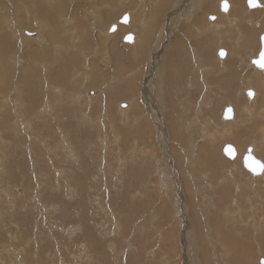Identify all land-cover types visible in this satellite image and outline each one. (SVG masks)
<instances>
[{
	"label": "rangeland",
	"instance_id": "obj_1",
	"mask_svg": "<svg viewBox=\"0 0 264 264\" xmlns=\"http://www.w3.org/2000/svg\"><path fill=\"white\" fill-rule=\"evenodd\" d=\"M17 1L26 5L23 14L14 10ZM28 1L0 0V264H261L264 174L249 173L242 156L254 143L253 155L264 162V68L249 65L264 33V20L255 15L264 0L255 8L246 0H227L229 17L243 12L235 27L226 23L218 0L197 2L192 13L185 5L192 15L173 19L177 38L163 48L158 77L153 53L168 38L159 28L184 0ZM124 13L135 17L129 25L118 21ZM211 15L222 22L220 30L207 25ZM112 24L116 30L109 31ZM128 32L137 46L122 42ZM217 47L226 51L222 62ZM242 88L257 96L238 95ZM203 93L195 127H204L200 133L206 135L183 142L191 134L177 119L188 122ZM126 100L138 115L119 109ZM226 106L234 107L235 122L220 121ZM164 121L169 130L160 132ZM226 143L239 150L230 160L238 190L221 182L231 164L222 153ZM202 184L212 204L201 200Z\"/></svg>",
	"mask_w": 264,
	"mask_h": 264
},
{
	"label": "bare ground",
	"instance_id": "obj_2",
	"mask_svg": "<svg viewBox=\"0 0 264 264\" xmlns=\"http://www.w3.org/2000/svg\"><path fill=\"white\" fill-rule=\"evenodd\" d=\"M143 1V0H142ZM178 1V0H177ZM176 1V4L178 3ZM180 1V0H179ZM220 1L221 0H218V5H220ZM183 2V1H182ZM197 2H202V0H184V3H182V5L179 7L181 10L179 11V13L177 12L178 10L177 9H175V7L173 6V14L172 15H169L164 21H165V23H163L162 24V26L159 28L160 29V31H159V33L158 34H163V33H165L166 34V36H168V38L166 39V40H164L163 42H160L159 43V45H160V48L158 49L159 50V53H153V55L155 54L159 59H158V62L154 65L155 66V68L154 67H152V73L153 72H157V76H155V77H158V76H160V74H161V72H162V68H161V66H162V63L164 62V58H165V53H164V50H163V48H165V46H166V44L168 43H170V44H172V42L174 41V40H176V38H177V33H178V29H179V26L177 27H174L175 25H173V24H171L172 23V21H173V19L174 18H177V19H179V18H181V19H188V17H191V15H190V13H192V9H194L198 4H197ZM228 2V5H229V7H228V10L227 11H221L220 10V8H219V10L221 11V13H223V15H224V17H226V23L227 24H229V25H231L232 27H235L236 25H237V21L239 20V16H237V15H242L243 14V12H242V10L241 9H237V11H235V12H233V17H229V15H228V12H229V8L231 7V3L229 2V1H227ZM19 3L21 4V6H19ZM27 3H29V1L27 0ZM152 3V2H151ZM155 3V2H154ZM163 3H164V1H163ZM163 3H160V5L162 6V8H164L165 9V7H163ZM165 3H166V1H165ZM153 4V3H152ZM158 4V3H157ZM167 4V3H166ZM166 4H165V6H166ZM180 4V3H179ZM200 4V3H199ZM130 5V4H129ZM155 5V4H154ZM185 5H188V8H189V10H191V12L190 13H187V12H185V10H187L186 8L185 9H183V7L185 6ZM4 6V5H3ZM30 6V5H29ZM131 6V5H130ZM161 6H159V8H161ZM178 6V5H177ZM260 6V5H259ZM7 6L5 5L4 7H3V11L4 10H6L7 11V8H6ZM26 7V5L24 4V3H21V2H19V1H17L16 2V4H15V7H14V10H16V11H19V10H21V14H23V12H24V9H26L25 8ZM129 7V6H128ZM140 7V6H139ZM145 7V6H144ZM258 7V6H257ZM261 7V9H259L258 11H256L255 12V15H256V17L257 16H262V19L264 20V15H262V11L264 10V6H260ZM2 8V7H1ZM29 8V7H28ZM31 8V7H30ZM42 8V7H41ZM123 8V7H122ZM159 8H157L158 10H159ZM177 8V7H176ZM237 8V7H236ZM235 8V9H236ZM249 8V7H248ZM125 9V8H124ZM142 9V8H141ZM163 9V10H164ZM8 10H9V7H8ZM13 10V11H14ZM123 10V9H122ZM152 10V9H151ZM155 10V9H154ZM162 10V9H161ZM165 10H167V9H165ZM164 10V11H165ZM46 11V10H45ZM45 11H43L44 13H45ZM147 11H149L148 9H147ZM163 11V12H164ZM27 12H28V18L31 16V13L27 10ZM31 12H33V11H31ZM108 12V11H107ZM123 12V11H122ZM127 12V11H126ZM152 12V11H151ZM155 11H153V13H154ZM162 12V11H161ZM177 12V14H175ZM218 12V11H217ZM47 13V12H46ZM46 13H45V15H46ZM145 13V12H144ZM155 13H157V12H155ZM155 13H154V18L156 17L155 16ZM160 13V12H159ZM35 14V13H34ZM149 14H151V13H149ZM107 17L106 18H110V16H111V14H108V13H106L105 14ZM135 15H137V14H135ZM143 15V14H142ZM142 15H140V16H142ZM146 15V14H145ZM165 15V14H164ZM27 16V15H26ZM26 16H24V17H26ZM139 16V15H138ZM147 16H150V15H147ZM152 16V17H153ZM166 16V15H165ZM177 16V17H176ZM211 16H213V15H211ZM52 17V16H51ZM60 17V16H59ZM151 17V16H150ZM149 17V18H150ZM163 17V16H162ZM214 18L213 19H210V16H208V20L209 21H211V22H207V25L209 26H211L210 28H212V29H215V30H220L222 27H223V24H222V22L221 21H219V22H217V21H215V16H213ZM9 17H7V19H8ZM27 18V17H26ZM27 18V19H28ZM131 18L132 19H134L135 17H134V15L132 14V15H129V20H128V23H126V25H129V23L131 22ZM156 18H158V17H156ZM34 19V18H33ZM53 19V18H52ZM2 20V19H1ZM16 20V19H15ZM138 20V19H137ZM10 21L12 22V20L10 19ZM136 21V20H135ZM141 21V20H140ZM151 21V20H150ZM163 21V22H164ZM175 21V20H174ZM13 22L15 23L14 25H17L16 23H19L17 20L16 21H14V19H13ZM34 22L37 24V25H39L37 22H36V20L34 19ZM44 22V21H43ZM70 22V21H69ZM237 22V23H236ZM253 22V21H252ZM251 22V23H252ZM34 23V24H35ZM143 23H144V21H143ZM156 24V22H153V24ZM188 23V22H187ZM255 23L256 24H258L259 26L261 25V21L260 20H255ZM4 24H5V22H4ZM8 24V23H7ZM6 24V25H7ZM123 24V23H122ZM122 24H118L119 25V27H120V31L121 32H124V31H126V29H125V27H123V25ZM148 24V23H147ZM5 25V26H6ZM14 25H11L12 27H14ZM42 25V24H41ZM112 25H116V24H112ZM146 25V24H145ZM9 26V25H8ZM10 26V27H11ZM43 27H45L44 26V24H43ZM117 27V26H116ZM148 27V26H147ZM173 27V28H172ZM8 28V27H7ZM150 28V27H149ZM17 29V28H16ZM148 29V28H147ZM116 30V29H115ZM238 30V29H237ZM16 31V30H15ZM14 31V32H15ZM22 31V30H21ZM34 31H36V30H28V29H23V32H24V34H26V35H28V36H31V38H32V36H36L37 35V31L36 32H34ZM59 30H57V32H58ZM150 31H151V29H150ZM157 31V30H156ZM223 31L224 32H226L227 31V28H224L223 29ZM19 32V31H18ZM154 32V31H153ZM47 33H48V30H47ZM145 33V32H144ZM148 34V33H147ZM240 34V33H239ZM261 34V33H260ZM51 35V34H50ZM146 35V34H145ZM155 35V34H154ZM157 35V34H156ZM224 35V34H223ZM22 36V35H21ZM25 36V35H24ZM161 36V35H160ZM170 36V37H169ZM239 36H241V34L239 35ZM10 37H11V35H10ZM149 37V36H148ZM148 37H146V38H148ZM163 37V36H162ZM222 37V36H221ZM259 37H260V35H259ZM17 38H18V36H17ZM20 38V37H19ZM38 38H40L39 36H38ZM166 38V37H165ZM16 39V38H15ZM223 39H224V37H223ZM227 39L228 38H226V41H227ZM231 39V38H230ZM14 40V39H13ZM17 40V39H16ZM20 40V39H19ZM28 40V39H27ZM144 40V39H143ZM220 40V39H219ZM21 41H22V39H21ZM20 41V42H21ZM33 41V40H32ZM37 41H38V39H37ZM137 41H138V39L136 38V35L133 33V41L132 42H124L123 41V36H122V42L123 43H125V45H128V46H137L136 44H137ZM142 41V40H141ZM157 41V40H156ZM228 41H230V40H228ZM26 42V41H25ZM28 42V41H27ZM178 42V41H177ZM221 42V41H220ZM52 43V42H51ZM157 43L158 42H156V44H155V47L156 46H159V45H157ZM178 43H180V42H178ZM223 43H225V42H223ZM111 44V43H110ZM174 44H175V42H174ZM228 44V43H227ZM146 45V44H145ZM175 45H177V44H175ZM220 45V44H219ZM222 45V44H221ZM259 45H260V43H259ZM52 46H54V44H52ZM57 46V45H56ZM56 46H54V47H56ZM114 46V45H113ZM50 47V46H49ZM111 47H112V45H111ZM138 47H139V45H138ZM162 47V48H161ZM178 47V46H177ZM20 48V47H19ZM47 48V47H46ZM58 49H60L61 50V47L60 46H58ZM154 49V48H153ZM182 49V48H181ZM218 49H220V47H217V49H216V52H217V50ZM224 49V48H223ZM60 50H58V51H60ZM113 50H114V47H113ZM113 50H111V48H110V51H113ZM142 50V49H141ZM155 50H157V49H155ZM150 51V50H149ZM151 52V51H150ZM59 53V52H58ZM83 53V52H82ZM54 54H55V50H54ZM152 54V53H151ZM41 55V54H40ZM59 55V54H58ZM121 55V54H120ZM126 55V54H125ZM132 55V54H131ZM225 55H226V51H225ZM57 56V55H56ZM127 56V55H126ZM138 56V55H137ZM151 56V55H150ZM218 56V55H217ZM16 57V56H15ZM46 57H47V55H46ZM129 57V56H128ZM219 57V56H218ZM49 58V57H48ZM137 58V57H136ZM220 58H222V57H219V60L222 62L224 59H220ZM254 58V57H253ZM14 59V58H13ZM37 59H38V57H37ZM36 59V60H37ZM88 59V58H87ZM124 59H126V58H124ZM151 59V58H150ZM129 60H130V58H129ZM128 60V61H129ZM154 60H156V59H154ZM251 60H252V58L250 59V66L251 67H253V68H255V69H260L261 70V68H257V67H255L253 64H252V62H251ZM42 61H43V59H42ZM41 61V62H42ZM46 61V60H45ZM120 61H122V63L120 64V67L122 68V66L123 67H126L125 65H123V62H124V60L123 59H121ZM85 62H87V61H85ZM104 62H105V60H104ZM89 64V63H88ZM40 65V64H39ZM46 65H47V63H43V64H41L40 66H42V68H41V71L43 72V80H44V76H46V73H47V68H46ZM132 65V64H131ZM182 65V64H181ZM34 66V65H33ZM84 66H85V64H84ZM138 66V65H137ZM136 66V67H137ZM30 67H31V65H30ZM44 67V68H43ZM88 67V66H87ZM200 67V66H199ZM201 68V67H200ZM203 68V67H202ZM205 68V67H204ZM31 69H34V68H32L31 67ZM123 69V68H122ZM137 69V68H136ZM132 70V69H131ZM135 69H133L132 71H134ZM204 70V69H203ZM206 70V69H205ZM150 71V70H149ZM199 71V70H198ZM79 72V71H78ZM100 72V71H99ZM121 72V71H120ZM200 72V71H199ZM103 73V72H102ZM82 75L83 73H79V75ZM97 74V73H96ZM155 75V74H154ZM85 75L83 74L82 75V82H85V80H86V76L84 77ZM97 76H98V74H97ZM76 77H78V76H76ZM103 78V77H102ZM3 79H5V76L2 74V73H0V80H1V82L3 81ZM75 79V78H74ZM129 80V79H128ZM149 81H151V80H149ZM132 82V81H131ZM45 84V83H44ZM124 84V83H123ZM206 83H204V85H205ZM46 85V84H45ZM49 85V84H48ZM189 85V84H188ZM207 85V84H206ZM50 86V85H49ZM128 87H129V85H127ZM133 86H134V84H133ZM28 87V86H27ZM202 87V86H201ZM241 87V86H240ZM49 89V88H48ZM52 89H53V87H52ZM51 89V90H52ZM55 89V88H54ZM203 89H204V87H203ZM243 89V88H242ZM241 89V90H242ZM61 90V89H60ZM59 89H58V91H60ZM118 90H120V89H118ZM137 90V89H136ZM240 90V89H239ZM247 90V89H246ZM252 90V89H251ZM14 91V90H13ZM204 91V90H203ZM253 91V93H254V96H257V94L255 95V90L253 89L252 90ZM57 92V91H56ZM62 92V91H61ZM138 92V91H137ZM208 92V91H207ZM242 92V93H241ZM240 93H238V95L239 94H243V93H246V91H245V88L243 89V91H241ZM58 93V92H57ZM140 93V92H139ZM11 94V93H10ZM127 94V93H126ZM133 94V93H132ZM259 94V93H258ZM100 95V94H99ZM107 95V94H106ZM206 95V93H203V97H201V99H200V102H199V104H198V107L195 109V112H193V117H191V118H188V122H186V123H184V122H182V119H177L179 122V124H178V127L181 129V125H185V128H183V131H185V130H187V132H189L191 135H190V138H184V140H183V142L185 141V142H187L188 140H189V142H195V134H199V135H202V136H205L206 134H205V132L204 133H200V132H202V131H204V130H202L203 128H201L200 129V127L199 128H196L195 127V125H197V123L196 122H198V124H200V119H199V114H201V113H199V111H201V110H203L204 108V105H205V99H204V96ZM60 96V95H59ZM97 96V95H96ZM72 97H76V100H78L79 99V97H80V95L79 94H76V95H73ZM131 97H133L132 95H131ZM93 98V97H92ZM262 99H264V98H262ZM90 101L91 100V97L90 98H88L87 99V101ZM108 100V99H107ZM151 100V99H150ZM250 100V99H249ZM109 101V100H108ZM133 101V100H132ZM158 101V100H157ZM252 101V100H251ZM251 101H250V103H251ZM21 102V101H20ZM74 102V101H73ZM107 102V101H106ZM126 106H125V108H119V109H121V110H123V112H129L130 110H134V113L135 114H137L138 115V113H137V109L135 110V109H133V107L134 106H132V104H131V102H128L127 100H126ZM234 102V101H233ZM46 103V102H45ZM102 103H104V102H102ZM153 103V102H152ZM87 104H91V101L89 102V103H87ZM107 104V103H106ZM254 106V105H253ZM243 107V111H244V113L246 114V116L247 117H249V116H251V110H250V108L248 107V106H246V105H243L242 106ZM61 108V107H60ZM154 108H156V106H154ZM231 108H232V117L230 118V119H224L223 117H222V114H220V121L222 120V122H226V121H233V122H235L236 120L234 119L235 118V109H234V107L233 106H231ZM40 109H42V108H39V110ZM48 104H45L44 106H43V113H47L48 112ZM152 109V108H151ZM120 110V111H121ZM224 110V109H223ZM122 112V113H123ZM263 112H264V109H263ZM262 112V113H263ZM222 113H223V111H222ZM126 114V113H125ZM130 117V116H129ZM131 118H132V116H131ZM134 118V117H133ZM139 118V117H138ZM85 119V118H84ZM101 120H102V118H100ZM161 119V118H160ZM187 118H184V120H186ZM168 120H170V119H168ZM208 121H211L210 119H207ZM235 120V121H234ZM103 121V120H102ZM106 121V120H105ZM173 121V120H172ZM166 122L167 121H164V122H162L161 123V130H160V132H165V131H167V130H169V126L168 125H166ZM156 123V122H155ZM156 125V124H155ZM175 125V124H174ZM193 125V126H192ZM203 125V124H202ZM21 126V125H20ZM26 126V125H25ZM113 127V126H112ZM158 127V126H157ZM202 127V126H201ZM175 128V127H174ZM194 128V129H193ZM25 129V128H24ZM173 129V128H172ZM192 129H193V131H192ZM205 129V128H204ZM114 130V129H113ZM153 131V130H152ZM159 131V130H158ZM182 131V130H181ZM182 131V132H183ZM169 132V131H168ZM177 132V131H176ZM130 133V132H129ZM170 133V132H169ZM184 133V132H183ZM117 134V133H116ZM160 134H162V133H160ZM177 134V133H176ZM186 134V133H185ZM156 135V134H155ZM164 135V134H163ZM175 135V134H174ZM182 135H184V134H182ZM230 135V132H228V136ZM179 136V135H178ZM163 137H165V136H163ZM162 137V138H163ZM169 137V136H168ZM165 138H167V137H165ZM181 138V137H180ZM29 139V138H28ZM142 139V138H141ZM156 139H157V137H156ZM63 140V139H62ZM166 140V139H165ZM64 141V140H63ZM164 141V140H163ZM31 142V141H30ZM169 142V141H168ZM260 142H263L264 143V128H263V131H262V137L260 138ZM63 143V142H62ZM29 144H31V143H29ZM59 144H61V143H59ZM165 144H167V143H165ZM191 144V143H190ZM227 144V143H226ZM232 144V143H231ZM260 144V143H259ZM258 144V145H259ZM137 145V144H136ZM141 145V144H140ZM225 145V144H224ZM223 145V146H224ZM233 146H234V148H235V151H236V155H235V157H237L238 156V154H239V150L237 149V147L234 145V144H232ZM30 146V145H29ZM61 146V145H60ZM62 146H64V144L62 145ZM61 146V147H62ZM69 146L70 145H68V148H69ZM173 146H174V144H173ZM223 146H222V148H223ZM254 146L256 147V145L253 143V144H249L248 145V147H246L245 148V152L247 151V148H249V147H251V153L253 154V152H252V150H255V148H254ZM260 146V145H259ZM258 146V147H259ZM65 147H66V145H65ZM131 147V146H130ZM177 147V146H176ZM184 147V146H183ZM263 147V146H262ZM67 148V147H66ZM138 148V147H137ZM173 148H175V146L173 147ZM260 148V147H259ZM32 149V148H31ZM71 149V148H70ZM117 150V149H116ZM136 150V149H135ZM256 150H257V147H256ZM50 151V150H49ZM125 151V150H124ZM137 151V150H136ZM182 151V150H181ZM116 152V151H115ZM244 152V153H245ZM67 155L69 156V157H73L74 156V154L72 153V151L70 150H67ZM135 154V153H134ZM156 154V153H155ZM154 154V155H155ZM169 154V153H168ZM224 155V154H223ZM94 156V155H93ZM171 156V155H170ZM225 156V155H224ZM242 156V155H241ZM75 157V156H74ZM136 157V156H135ZM235 157L233 158V159H235ZM243 157V156H242ZM257 158V157H256ZM262 158V157H261ZM73 159V158H72ZM75 159H76V157H75ZM229 159V158H228ZM233 159H229V161L230 160H233ZM259 160H260V158H258ZM122 160V159H121ZM167 160H169V159H167ZM158 161V160H157ZM163 161H165V160H163ZM186 161V160H185ZM235 161V160H234ZM261 161V160H260ZM123 162V161H122ZM159 162V161H158ZM169 162V161H168ZM231 162V164L229 165V169H228V171H227V175H226V177L225 178H223V179H221V182H223V181H229L230 182V185H232L236 190H238L239 189V184H237V182H236V180L234 179V177H233V170L235 169V166H234V164H233V161H230ZM262 163H264L263 161H261ZM99 163V162H98ZM105 163V162H104ZM157 163V162H156ZM49 164V163H48ZM118 165V164H117ZM120 165V164H119ZM157 165V164H156ZM158 165H159V163H158ZM122 166V165H121ZM158 167V166H157ZM102 169V168H101ZM158 169L159 170H161V171H163V169H162V166H160V167H158ZM54 170V169H53ZM70 171V170H69ZM157 171V170H156ZM246 171V170H245ZM248 171V170H247ZM101 172V171H100ZM249 173H251V172H249ZM252 174V173H251ZM261 174H264V172H261ZM260 173L259 174H255V175H261ZM60 175V174H59ZM173 175V174H172ZM253 175V174H252ZM254 175V176H255ZM174 176V175H173ZM100 178V177H99ZM161 179V178H160ZM58 180V179H57ZM56 180V181H57ZM163 180V179H162ZM208 183V182H207ZM206 184V183H205ZM205 184H202V190H203V192H204V194L202 195V197H201V200L202 201H204V199L205 200H207V202L209 203V204H212L213 202H212V196L211 195H209V190L206 188L207 186L205 185ZM222 184V183H221ZM105 185V184H104ZM165 185V184H164ZM101 186V185H100ZM180 186V185H179ZM68 188V187H67ZM130 189V188H129ZM211 191V190H210ZM227 192V191H226ZM136 193V192H135ZM211 193V192H210ZM229 193V192H228ZM142 195V194H141ZM207 195H208V197H207ZM259 196V195H258ZM230 197V196H229ZM133 198V197H132ZM204 198V199H203ZM233 198V197H232ZM264 199V198H263ZM131 200V199H130ZM178 202V201H177ZM234 202V201H233ZM236 202V201H235ZM175 203V202H174ZM192 202H190V204H191ZM204 203V202H203ZM176 204V203H175ZM193 204V203H192ZM191 206V205H190ZM210 206H212V205H210ZM193 208H195V207H193ZM205 208V207H204ZM217 208V207H216ZM219 208V207H218ZM174 209V208H173ZM198 209H201V208H198ZM197 209V210H198ZM193 211V210H192ZM200 212V211H199ZM220 212V211H219ZM232 212V211H231ZM237 212V211H236ZM224 213H225V211H224ZM198 214V213H197ZM193 215V214H192ZM199 215V214H198ZM215 215V214H214ZM228 214L226 213V216H227ZM196 216V215H195ZM231 216V215H230ZM236 216H237V214H236ZM177 217V216H176ZM258 217V216H257ZM194 218V217H193ZM196 218H197V216H196ZM226 218V217H225ZM230 218V217H229ZM234 218V217H233ZM233 218H232V220H233ZM235 219V218H234ZM255 219V218H254ZM194 220H195V218H194ZM238 220V219H237ZM236 220V221H237ZM259 220H262V218L260 219L259 218ZM196 221V220H195ZM231 221V220H230ZM236 221H234L233 223H235ZM255 222H256V220H255ZM238 223V222H237ZM203 224V223H202ZM205 224H207L206 222H205ZM225 224V223H224ZM230 225H232L231 223H229ZM260 224V223H259ZM236 225V224H235ZM252 225V224H251ZM204 226V225H203ZM215 226H217V225H215ZM246 226V225H245ZM208 227V226H207ZM225 227V226H224ZM231 227V226H230ZM248 227V226H247ZM256 226H255V224H254V227L253 228H255ZM209 228V227H208ZM211 228V227H210ZM216 228V227H215ZM233 227H231V229H232ZM251 229V228H250ZM203 230V229H202ZM236 230H238V229H236ZM204 231V230H203ZM235 232H237V231H235ZM195 233V232H194ZM232 234V233H231ZM188 236V235H187ZM222 238V237H221ZM205 240H207L206 239V236H205ZM212 240V239H211ZM232 240V239H231ZM230 240V241H231ZM189 242V241H188ZM238 246V245H237ZM241 248V247H240ZM213 250V249H212ZM231 251V250H230ZM236 251H238V250H236ZM240 253L241 252H239V255H240ZM59 254V253H58ZM193 254V253H192ZM236 254H237V252H236ZM262 255V254H261ZM259 256V258H258V260H259V263H260V258H264L263 256ZM236 256H238V255H236ZM246 257V256H245ZM247 258V257H246ZM236 259H238V258H236ZM59 261V260H58ZM65 262V261H64Z\"/></svg>",
	"mask_w": 264,
	"mask_h": 264
},
{
	"label": "water",
	"instance_id": "obj_3",
	"mask_svg": "<svg viewBox=\"0 0 264 264\" xmlns=\"http://www.w3.org/2000/svg\"><path fill=\"white\" fill-rule=\"evenodd\" d=\"M257 2H258V6H259V5H260L259 0H257ZM227 3H228V2H227ZM246 5H247L249 8H253V7H251V6L249 5V0H246ZM219 8H220L221 11H225L224 8H223V0L220 1ZM126 16H127V20L125 19ZM213 18H214L213 16H210V19H213ZM128 20H129V15H128V13H124V14L119 18L118 21H119L120 23L126 24V23H128ZM115 29H116V25H111V26L109 27V31H113V30H115ZM129 37H131V39H129ZM261 37H264V33H261V34H260V37H259V41H260V48H259V51H258L256 57L252 58V60H251L252 64H253L255 67H257V68H261V67H259L258 65L254 64L253 61H254V60H258V59H260V53H261L262 50H264V40H262ZM123 41H124V42H132V41H133V34H132L131 32L125 33L124 36H123ZM221 50H223L224 53H225V50L222 49V48H220V49L217 50V55H218L219 57H224V55L221 56V54H220V53H221ZM261 69H263V68H261ZM249 90H251V89H247V90H246V95H247L248 97H249V95H248ZM251 91H252V90H251ZM252 92H253V91H252ZM249 98H251V97H249ZM229 108H231V106H226V107L224 108V110H223L222 117H223L224 119H230V118L232 117V112H231V114L228 113V109H229ZM231 109H232V108H231ZM229 147L232 148V154H231V155H229V153H228V151H227V149H228ZM249 151H251V147L247 148V151L244 153V155H243V157H242V164H243L244 168H245L246 170H248L249 172H251L252 174H259V173H253V172L250 170V168L247 166V162H246V160H247V157H248V155H249ZM222 153H223L227 158H229V159H233V158L235 157V155H236V151H235L234 146H233L232 144H229V143H227V144H225V145L223 146V148H222ZM251 155H252L255 159L259 160V159L256 158L252 153H251ZM259 161H260V160H259ZM260 162H261V161H260ZM261 163H262V162H261ZM260 173H261V172H260ZM262 262H264V258H260V263L262 264Z\"/></svg>",
	"mask_w": 264,
	"mask_h": 264
},
{
	"label": "snow or ice",
	"instance_id": "obj_4",
	"mask_svg": "<svg viewBox=\"0 0 264 264\" xmlns=\"http://www.w3.org/2000/svg\"><path fill=\"white\" fill-rule=\"evenodd\" d=\"M249 5L253 8L257 7L258 6V2L257 0H249ZM228 3H227V0H223V8L225 11L228 10ZM125 19L127 20V16L125 17ZM129 39H131V37H129ZM262 40H264V37H261ZM221 56L225 55L224 51L221 50ZM254 64L258 65L259 67L261 68H264V50L261 51L260 53V59L258 60H254L253 61ZM248 95L249 97H252L254 96V93L249 90L248 92ZM232 112V109L229 108L228 109V113L231 114ZM229 155L232 154V148L229 147L227 149ZM247 166L250 168V170L253 172V173H260V172H264V163H261L259 160L255 159L252 155H251V151H249V155L247 157ZM262 264H264V262H262Z\"/></svg>",
	"mask_w": 264,
	"mask_h": 264
},
{
	"label": "crops",
	"instance_id": "obj_5",
	"mask_svg": "<svg viewBox=\"0 0 264 264\" xmlns=\"http://www.w3.org/2000/svg\"><path fill=\"white\" fill-rule=\"evenodd\" d=\"M211 104H213V102H211ZM211 104L209 105V107L211 106ZM210 108H211V107H210ZM210 108H209V109H210Z\"/></svg>",
	"mask_w": 264,
	"mask_h": 264
}]
</instances>
